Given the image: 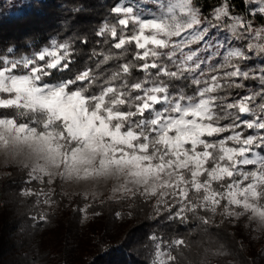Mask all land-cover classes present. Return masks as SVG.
Here are the masks:
<instances>
[{
  "label": "trees",
  "instance_id": "trees-1",
  "mask_svg": "<svg viewBox=\"0 0 264 264\" xmlns=\"http://www.w3.org/2000/svg\"><path fill=\"white\" fill-rule=\"evenodd\" d=\"M217 2L200 0L209 11ZM113 3L114 0H0V61H34L38 53L53 46V40L59 47L67 41L74 53L70 71L59 70L50 80L41 73V84H61L88 71L91 79L75 87L94 97L115 88V93L107 96L106 109L127 111L130 115L122 120L123 124L151 137L149 120L153 112L146 113L143 126L139 115L135 122L131 116L140 103L134 84H141L145 94L153 87L168 88L169 105L196 102L204 90L211 96V121L219 127L218 132L206 137L213 144L211 151L221 143L240 144L244 140L242 131L247 138V129L239 126V108L229 107V102L239 104L245 94V89L237 87L232 79L231 65L217 66L213 61L199 70L185 68L179 72L181 78L175 79L138 71L123 76L121 60H129L131 53L118 56L107 37L99 41L95 35L101 24L112 22L109 13ZM249 10L246 2L233 0L236 16L255 25L264 22L261 16L249 17ZM83 39L88 40L87 45L81 43ZM233 62L258 69L264 67V56L252 52ZM133 63L140 62L130 61V66ZM168 67L171 71L172 65ZM20 71L23 74L25 69ZM246 83L251 96L244 100L249 117L254 118V123H264V95L257 91V81L250 79ZM207 84L212 86L207 88ZM121 92L126 107L118 103ZM161 107L162 104L154 106ZM3 117L39 131L46 128L44 113L27 112L22 107L0 110ZM258 134L257 126L254 144L261 142ZM256 167L248 164L244 168L251 171ZM6 170L8 173H0V264H156L151 235L162 238L169 249V259L164 264H264V232L255 229L247 213H228L224 193L229 180L225 177L210 181V189L222 195L218 203L212 204L206 199L205 188L196 191L190 187L185 195L169 194L165 198L141 190L117 198H92L81 192H66L61 180L50 182L45 177H33L28 168L12 166ZM237 178L240 175L233 176L231 184ZM258 190L264 203V180ZM177 205L182 207L184 219H168V209L175 211ZM181 239L183 246L169 243Z\"/></svg>",
  "mask_w": 264,
  "mask_h": 264
},
{
  "label": "rangeland",
  "instance_id": "rangeland-1",
  "mask_svg": "<svg viewBox=\"0 0 264 264\" xmlns=\"http://www.w3.org/2000/svg\"><path fill=\"white\" fill-rule=\"evenodd\" d=\"M247 2L251 8H255L253 0H247ZM121 3L133 7L137 15L144 18L145 22H158L160 15L166 11L167 7L178 4L179 0H122ZM191 8L192 5L185 3L183 8H174L172 15L167 17L170 21L175 17V24L180 26L181 32L188 35H192L187 29V25L193 19V12L189 11ZM196 18H199L198 14ZM241 20L245 24L255 25L249 20L235 16L227 25L223 20L219 21L218 23L222 25L221 30H214L215 35L212 37L213 41L220 40L224 45V51L238 48L240 55L230 56L227 60L223 56L219 60L201 58L188 62L185 68L199 70L203 65H212L214 61V65L217 64V66L231 65L233 70L239 66L235 62L232 63L235 58H247L252 52H261L264 56V22L254 27L241 29L239 27ZM184 39H187V36ZM170 40L178 45L176 51L182 52L179 45L183 44V40L177 37H172ZM193 47L197 46L193 45ZM47 49L59 51L60 47L52 46ZM168 51H171V48ZM42 52L38 53V56ZM232 70H230L231 74H233ZM51 85L58 84L40 83L37 87L48 88ZM4 86L10 87L11 80L5 81ZM207 86L210 88L212 84ZM203 91L196 102H175L169 105L168 99L167 103L162 104L161 109L154 108L149 122L157 119L156 111L163 114V119L159 125L151 124L152 137L149 133L141 134L133 127L128 129L148 137L144 142L151 149L149 152H138L135 148L129 147L131 140L127 137V132L113 136L112 142L105 147L86 148L82 146V137L75 128L73 131L67 130V121L71 117L70 110L64 113L54 111L50 116L48 110L33 108L25 99H21L18 107H22L27 112L37 111L45 114L43 125L45 124L46 128L39 131L32 126L19 124L12 118H0V173H8L6 169L12 166L28 168L33 177L41 179L45 177L50 182L61 180L66 192L70 194L81 192L92 198L105 196L117 198L138 190L143 193H158L165 198L169 194L185 195L190 187L205 188L208 191L207 197H214V194L218 192L210 189V181L226 177L225 169H230L236 175H240V178L234 179L231 187L224 193L228 201V213L233 216L247 213L255 229L264 232V203L260 201L258 190L260 182L264 180V156L255 150L250 151L253 146L246 147L244 140L237 145L221 143L217 150L211 151L213 144L206 137L218 132L219 127L211 121V96ZM3 98L15 99L16 97ZM176 105H179V110ZM117 113L113 111L114 115ZM61 120L65 123L62 124ZM109 124L110 128L105 130V135H111L114 131L111 125H124L122 120L110 121ZM22 128L23 131H21ZM37 140L46 147H38ZM151 143L153 145L150 146ZM140 144L141 141L136 140L137 148ZM241 151L246 154L240 156ZM209 152L213 159L209 161V164L215 163L216 167L211 169L208 176H203L200 173L205 171L204 165L208 160L202 157L204 153ZM121 153L122 155L118 157ZM129 155L151 158L145 165L146 169H153L146 184L132 175L134 169L128 166L121 168L116 164L117 159L123 161ZM246 161L258 167L251 171L246 170L243 167ZM237 163L242 167L237 168ZM161 164L164 168L156 172L155 169ZM153 188L155 192L152 191ZM219 197L221 198L222 195L219 194ZM220 198L216 199L215 203H218ZM207 200L215 204L212 199ZM168 259L167 252L163 260L166 262Z\"/></svg>",
  "mask_w": 264,
  "mask_h": 264
},
{
  "label": "snow or ice",
  "instance_id": "snow-or-ice-1",
  "mask_svg": "<svg viewBox=\"0 0 264 264\" xmlns=\"http://www.w3.org/2000/svg\"><path fill=\"white\" fill-rule=\"evenodd\" d=\"M245 2L250 8L248 12L249 17H264V0H253L255 8H251L247 0H241V3ZM185 3L192 5L189 11L193 12V19L187 25L188 32L192 33V35L181 32L180 26L175 24V17L171 21L167 18L172 15L174 8H183ZM109 14L113 17L112 22H104L101 24L95 30V35L99 41L107 37L111 41V47L116 49L118 56L122 57L131 53L129 60H121L122 74L125 77L131 75L134 71H138L161 77H171L173 79L181 78L179 72L185 70L188 62L201 58L204 60H210L212 58L219 60L221 56L227 60L230 56L240 55L238 48L224 51V45L221 44L220 40L213 41L212 39L215 35L214 30H221L222 25L218 23L219 21L223 20L224 24L227 25L235 18L236 14L233 12V0H218L217 4L210 11L206 6L201 5L200 0H179L178 4L167 7L166 11L160 15L158 22H145V19L138 16L133 7L126 6L121 3V0H114ZM196 14H198V19L196 18ZM254 26L245 24L242 20L239 23L241 29ZM185 36H187V39H184ZM172 37L183 40V44L179 45L182 52L178 53L176 51L178 45L171 42L170 38ZM56 43L55 40L52 41L54 48ZM81 43L87 45L88 40L83 39ZM193 45L197 47H193ZM133 48L136 50H132ZM170 48L171 51H168ZM73 55L74 53L70 50L68 42L65 41L64 44L60 45L59 51H49V49L45 48L38 57L34 58V61L28 58H25L21 64H17L14 61H0V110L20 106L21 99H25L33 108L39 107L48 110L50 116L54 111L64 113L70 110L71 117L67 121V130L73 131L75 128L82 137V146L91 149L105 147L112 142L113 136H119L121 133L127 132V137L131 140V144L128 145L129 147L135 148L138 152L151 151L144 142L148 137L138 135L133 131H128L130 126L127 124H113L111 127L114 128V131H112L111 135L104 134L105 130L110 128V121H126L130 114L122 110L114 115L112 110L106 109L105 102L107 96L115 93V88H108L101 95L94 97L75 87L77 83L83 85L85 81L90 80V72L85 71L77 75L74 79H69L58 85H51L48 88L37 87L40 84L41 73H44L50 80L59 70L65 72L70 71ZM182 56L184 57L183 59ZM105 59L109 58L105 57ZM130 61H139L140 63H133L130 66ZM169 64L172 65L171 71H169ZM21 68L25 69L23 74H21ZM232 72V79L235 80L236 86L243 87L245 94L243 99L238 98L240 99L239 104L234 105L229 102V107H238L240 110L241 121L239 122V126L241 129H247L248 132L247 138H244L243 131L241 132V138L244 139L245 146L252 145L253 147L250 151L255 150L264 156V123H258V120L254 123V118L249 117V109L244 103V100L251 99V96L247 92L249 85L246 83L250 79L257 81L259 85L257 91L260 95H264V84H259V81L264 80V67L257 69L237 66ZM9 79L11 80V86L5 87L4 82ZM195 83L198 84L199 81ZM133 89L139 94L137 99L140 103H138L131 116L133 122H135L136 116L139 115L141 118L140 124L143 126L146 113L154 111V106L168 102L167 93L169 89L166 87H153L148 89L147 94H145V89L139 83L134 84ZM5 96H15L16 98L4 99L3 97ZM118 103L125 107L127 105L123 92L120 93ZM90 104L93 105L92 108L89 107ZM176 108L179 110V105H176ZM156 116L157 119L151 121L152 125H159L163 119V114L159 111H156ZM61 123L63 124L65 121L61 120ZM257 126L259 129V140L261 141L258 145L254 144V140L257 138ZM23 130L22 128L21 131ZM229 135H231V132H229ZM136 140L141 141L138 148ZM36 143L38 147H46V145H41L40 140H37ZM245 154L244 151L239 153L240 156H244ZM120 155L122 153L118 154V157ZM202 158H207L210 161L211 153H204ZM149 159L151 158L129 155L123 161L117 159L116 164L121 168L128 166L134 169L132 175L146 184L149 174L153 171V169L145 168ZM248 164L249 162L246 161L244 167H247ZM215 167V163L211 164V168L208 163H205V171L201 172L200 175L208 176L211 169ZM236 167L240 168L242 166L237 163ZM162 168H164L163 164L156 168L155 171L159 172ZM225 171H227L225 178L229 180L228 187H231L232 177L236 173L230 169H225ZM195 190L199 191L200 189L197 188ZM152 191L155 192V188ZM219 198L218 193H215L214 197H206V199H212L213 203ZM225 203H228V201H225ZM168 212V219L170 220L184 219V215L182 214L183 209L179 205L175 206V211L170 207ZM117 216L119 217V213H117ZM205 223H207V220H205ZM150 239L155 244L154 254L157 257L156 264H164L163 257L167 255L169 249L164 245L162 238L151 235ZM169 243L183 246L184 242L181 239Z\"/></svg>",
  "mask_w": 264,
  "mask_h": 264
}]
</instances>
